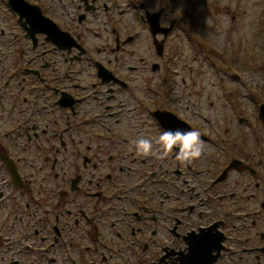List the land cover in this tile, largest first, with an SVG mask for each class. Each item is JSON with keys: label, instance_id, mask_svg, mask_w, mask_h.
<instances>
[{"label": "flooded vegetation", "instance_id": "flooded-vegetation-1", "mask_svg": "<svg viewBox=\"0 0 264 264\" xmlns=\"http://www.w3.org/2000/svg\"><path fill=\"white\" fill-rule=\"evenodd\" d=\"M221 1L0 0V264H185L190 247L188 264H264L260 103L213 119L173 97L199 95L205 67L223 88L264 84V12L231 52L216 30L225 14L233 35L244 0ZM175 129L200 132L199 158L158 154Z\"/></svg>", "mask_w": 264, "mask_h": 264}, {"label": "rangeland", "instance_id": "rangeland-1", "mask_svg": "<svg viewBox=\"0 0 264 264\" xmlns=\"http://www.w3.org/2000/svg\"><path fill=\"white\" fill-rule=\"evenodd\" d=\"M217 3H219V0H215ZM255 1L260 2V6H256L254 3ZM227 3V0H222L221 4ZM199 4H201V7H206L209 5V0H199ZM234 6V5H233ZM232 6V7H233ZM262 10L264 12V0H244L241 6V20L239 22V28L235 29L233 31V35L231 37H228L225 34V30L227 29L226 25L228 23V16H220V22L221 26H217L216 37L221 40L220 42L222 44L225 41H228L226 39L233 38L237 40L236 46H229V49L231 52H237L238 50L242 51V47L245 48L247 43L251 40L250 33L251 29L253 28V21H254V15L255 12ZM205 21L208 20V16L205 17ZM263 26H264V17H263ZM183 37V33H180ZM179 41V38H177ZM186 42L187 39L183 38ZM188 45V42H187ZM189 46V45H188ZM255 46H256V52H257V58L254 59V63H256V67H260V72L263 71L264 73V28L262 31L257 35L255 40ZM239 48V49H237ZM206 49V48H205ZM241 53V57L236 59V64L241 65L244 64L243 60V53ZM239 55V52L237 53ZM203 64H205V59L202 57ZM206 70H202L199 72V95L196 93L197 87L192 86H184V93H181V89L178 90V94L174 95V101L176 102L177 106H181L182 109L184 106L189 107V111L191 112L194 110V106H204L207 113H209V117L216 119V118H223L226 117L228 114V110H226L225 106H245V112L246 114H253L256 112L257 107L259 103L261 105V102L264 103V84L261 85L259 88L256 89L255 83L259 82V79L256 74H251L248 76H244L243 79L245 81V86H242L239 83L231 81L232 87L226 86L223 88V85H219L218 83V75L215 77L211 76L209 73V70H207V67H205ZM137 86L138 88H134V92L137 93L139 96H144L143 91L145 87L142 88L141 82H138ZM224 89V90H223ZM225 91V95H224ZM191 92L192 94L191 97ZM255 92H258V97L254 95ZM134 93V95H135ZM148 94V90H147ZM197 94V96L195 95ZM229 96L231 99H229ZM132 98L130 94H127V100ZM134 98L129 101L131 104L135 103ZM148 101V100H146ZM209 106H215V107H209ZM139 110H142V107H138ZM211 109H214L212 111ZM140 112V111H139ZM227 113V114H226ZM141 117H143L141 115ZM223 128V127H222ZM221 128V129H222ZM223 133V132H220Z\"/></svg>", "mask_w": 264, "mask_h": 264}, {"label": "clouds", "instance_id": "clouds-1", "mask_svg": "<svg viewBox=\"0 0 264 264\" xmlns=\"http://www.w3.org/2000/svg\"><path fill=\"white\" fill-rule=\"evenodd\" d=\"M153 141L150 138L140 137L131 141L138 155L155 154L153 152ZM155 144L159 145V155L166 156L173 149H176V159L181 163H191L202 155L203 141L201 134L195 129L192 130H164L156 139Z\"/></svg>", "mask_w": 264, "mask_h": 264}, {"label": "water", "instance_id": "water-1", "mask_svg": "<svg viewBox=\"0 0 264 264\" xmlns=\"http://www.w3.org/2000/svg\"><path fill=\"white\" fill-rule=\"evenodd\" d=\"M260 106H261V107H260L259 117L264 121V103L261 104ZM195 253H196V252L194 251V249H193L192 247H190V253H189V255H190V260H186V261H185V264H188V263L192 262L191 260H192V258L195 256V255H194ZM197 259H198V258H197Z\"/></svg>", "mask_w": 264, "mask_h": 264}]
</instances>
